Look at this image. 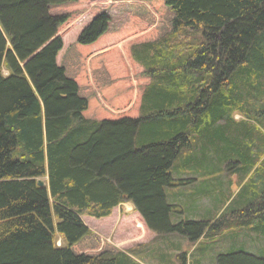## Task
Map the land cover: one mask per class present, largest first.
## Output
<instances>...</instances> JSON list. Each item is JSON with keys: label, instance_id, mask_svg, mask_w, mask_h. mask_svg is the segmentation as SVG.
Listing matches in <instances>:
<instances>
[{"label": "trees", "instance_id": "trees-1", "mask_svg": "<svg viewBox=\"0 0 264 264\" xmlns=\"http://www.w3.org/2000/svg\"><path fill=\"white\" fill-rule=\"evenodd\" d=\"M79 1L0 0V264H145L135 254L145 244L103 249L83 221L125 203L154 240L170 238L151 261L176 235L199 244L238 227L264 237V0H135L140 42L128 54L101 48L105 12L63 52L71 15L53 11ZM160 7L170 31L145 41ZM215 162L231 163L238 189L217 217L185 219L208 190H168ZM262 255L242 249L217 263Z\"/></svg>", "mask_w": 264, "mask_h": 264}, {"label": "rangeland", "instance_id": "rangeland-1", "mask_svg": "<svg viewBox=\"0 0 264 264\" xmlns=\"http://www.w3.org/2000/svg\"><path fill=\"white\" fill-rule=\"evenodd\" d=\"M138 10L139 8L135 0H81L74 5L53 11L55 15H71L69 22L59 31V36L65 46L63 52L66 48L76 43L82 30L93 18L105 12L110 15L111 24L108 35L103 42L104 45L101 48H108L116 44L122 50L126 46L125 50L128 54L130 47L134 43L140 42H137L135 38L138 35V32L135 30L137 29V24L131 19L132 13H138ZM164 12L165 9L160 7L158 17H151L150 14L146 16L145 20L148 22L150 30L147 37H144L145 41H155L170 31L166 15L162 16ZM61 57L58 58V63H60ZM7 74L4 71V75L7 76ZM139 75L140 71L137 70L136 77ZM236 116V119L241 118L239 115ZM228 165H231V163L218 164L215 162V164H210L206 166L205 176L185 186L168 190L169 193L174 194L178 193V190L186 191V194H196L202 188L205 191L208 190V197H202L200 205L196 207L197 214L199 212L198 217L196 213L194 216L192 212H189L188 214H184L185 219H212L221 213L224 201L223 196H227L229 192H236L235 190L238 189L235 185H230L231 187L228 185L229 180H231V184L236 181V176L226 171ZM221 186L223 187L221 188ZM216 190H218V193L214 196L213 194ZM83 220L91 231L95 233L96 239L101 241V245L104 244L103 249L105 247V249L112 248L127 252L131 247L145 244V246L139 247L137 252H135L137 258H140L145 264H182L184 261L183 255H188L186 264H200V259L205 258H207V264H218L217 259L220 254L239 252L242 249H245L246 252L252 255L263 256L262 254H264L263 236L255 232H253L255 235L253 233L250 234L251 232L245 228L239 229L238 227H233L221 234H212L208 238L201 240L199 244H193L188 239L176 235L178 237L177 246L159 251L158 259L156 258V261H151L147 258V254L156 251L160 241L164 239L160 243L161 245L168 242L170 238L152 239L153 234L141 228V224H144V222L134 210L132 203H125L121 208H117L109 219L84 217ZM259 239L262 240V243H259ZM58 242L61 245L64 243L60 238H58Z\"/></svg>", "mask_w": 264, "mask_h": 264}, {"label": "crops", "instance_id": "crops-1", "mask_svg": "<svg viewBox=\"0 0 264 264\" xmlns=\"http://www.w3.org/2000/svg\"><path fill=\"white\" fill-rule=\"evenodd\" d=\"M106 219H109V218H106ZM141 228L147 230V229L145 228V226H144L143 223L141 224ZM154 238H155V235H153V238H152V239H154ZM141 245H143V244H141ZM137 246H138V245H137ZM137 246L131 247L129 250H131V249H133V248H135V247H137ZM129 250H128V251H129ZM123 252H125V251H123Z\"/></svg>", "mask_w": 264, "mask_h": 264}, {"label": "water", "instance_id": "water-1", "mask_svg": "<svg viewBox=\"0 0 264 264\" xmlns=\"http://www.w3.org/2000/svg\"><path fill=\"white\" fill-rule=\"evenodd\" d=\"M38 185L41 186V187H44V186H45V183H44L43 181L40 180V181L38 182Z\"/></svg>", "mask_w": 264, "mask_h": 264}, {"label": "bare ground", "instance_id": "bare-ground-1", "mask_svg": "<svg viewBox=\"0 0 264 264\" xmlns=\"http://www.w3.org/2000/svg\"><path fill=\"white\" fill-rule=\"evenodd\" d=\"M185 41H186V40H185ZM249 134H250V133H249ZM252 134H253V133H252ZM252 134H251V135H252Z\"/></svg>", "mask_w": 264, "mask_h": 264}]
</instances>
